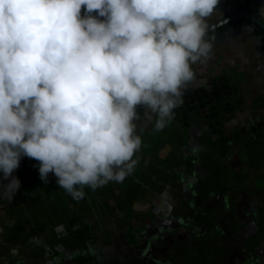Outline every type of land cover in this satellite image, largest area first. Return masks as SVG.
<instances>
[{
  "label": "rangeland",
  "instance_id": "rangeland-1",
  "mask_svg": "<svg viewBox=\"0 0 264 264\" xmlns=\"http://www.w3.org/2000/svg\"><path fill=\"white\" fill-rule=\"evenodd\" d=\"M246 1L256 15L264 5L218 0L206 23ZM232 41L209 42L163 130L144 108L123 181L77 200L22 157L17 195L0 205V264H264V56Z\"/></svg>",
  "mask_w": 264,
  "mask_h": 264
},
{
  "label": "clouds",
  "instance_id": "clouds-1",
  "mask_svg": "<svg viewBox=\"0 0 264 264\" xmlns=\"http://www.w3.org/2000/svg\"><path fill=\"white\" fill-rule=\"evenodd\" d=\"M218 0H0V172L26 156L74 199L138 163L142 106L163 130L211 43ZM84 10L83 15L81 10ZM264 17V5L257 9ZM103 18V19H101ZM251 30V26H246ZM143 129H141L142 133Z\"/></svg>",
  "mask_w": 264,
  "mask_h": 264
},
{
  "label": "flooded vegetation",
  "instance_id": "flooded-vegetation-1",
  "mask_svg": "<svg viewBox=\"0 0 264 264\" xmlns=\"http://www.w3.org/2000/svg\"><path fill=\"white\" fill-rule=\"evenodd\" d=\"M242 9H247L251 11L252 13H254L251 10L248 1H246L244 2V4L239 10L234 11L232 13H230L228 9L226 8H221V14L216 21L222 20L230 16L231 14L238 12ZM210 24H207V25H210ZM249 25L251 26V30H248L246 28V26H249ZM243 36L254 44L256 48V52H255L256 56H257V49H258V55L264 56V29L261 28L256 23L252 22L250 19H248L244 15H240L237 18L230 20L226 22L225 24L213 30L207 31L205 39H207L209 42H216L218 44H221L224 40H227L228 43L231 44L233 42L232 38L238 37L242 39ZM211 56H214V54H212ZM211 56H208L207 58H210ZM196 63L194 64V66L196 65ZM199 66L204 67L205 64L201 63ZM262 66L264 67V62ZM9 178L5 179L3 177L2 172H0V205L4 204L5 202H8V198L3 193V191H4L5 185L8 184ZM16 195H17V191L15 192L14 196Z\"/></svg>",
  "mask_w": 264,
  "mask_h": 264
},
{
  "label": "water",
  "instance_id": "water-1",
  "mask_svg": "<svg viewBox=\"0 0 264 264\" xmlns=\"http://www.w3.org/2000/svg\"><path fill=\"white\" fill-rule=\"evenodd\" d=\"M240 15H244L245 17L250 19L252 22L256 23L257 25H259L261 28L264 29V21L263 20H261L259 17H257L251 11H249L247 9H242V10H240L238 12H235V13L231 14L230 16H228V17H226V18H224L222 20H219V21L211 23L210 25H208L207 31L213 30V29L225 24L226 22H228L230 20H233V19L237 18Z\"/></svg>",
  "mask_w": 264,
  "mask_h": 264
},
{
  "label": "trees",
  "instance_id": "trees-1",
  "mask_svg": "<svg viewBox=\"0 0 264 264\" xmlns=\"http://www.w3.org/2000/svg\"><path fill=\"white\" fill-rule=\"evenodd\" d=\"M137 112L139 113V116H140V119L139 120H136L134 121L137 125L140 123L141 119L143 118L144 116V107L140 106L137 108Z\"/></svg>",
  "mask_w": 264,
  "mask_h": 264
}]
</instances>
